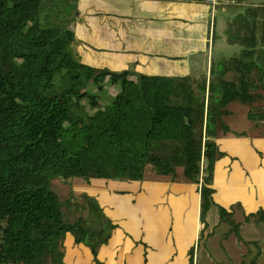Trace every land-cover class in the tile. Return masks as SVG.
Instances as JSON below:
<instances>
[{
	"label": "trees",
	"instance_id": "16d2710c",
	"mask_svg": "<svg viewBox=\"0 0 264 264\" xmlns=\"http://www.w3.org/2000/svg\"><path fill=\"white\" fill-rule=\"evenodd\" d=\"M73 2L0 0V264H62L66 234L101 264L97 252L116 225L94 197L71 190L61 199L52 189L73 178L195 184L199 240L221 222L236 230L240 205L213 200L224 155L215 139L230 132L228 105L263 99L264 0L240 17V51L199 78L83 65L59 17ZM247 119L263 121L264 111L250 109ZM242 216L264 227V209Z\"/></svg>",
	"mask_w": 264,
	"mask_h": 264
},
{
	"label": "crops",
	"instance_id": "0c3cea01",
	"mask_svg": "<svg viewBox=\"0 0 264 264\" xmlns=\"http://www.w3.org/2000/svg\"><path fill=\"white\" fill-rule=\"evenodd\" d=\"M242 1L236 5L245 9L263 3L245 0L243 5ZM217 7L223 14L225 9ZM216 11L211 13L202 1L80 0L74 49L80 62L94 69L199 78L210 70L214 54L222 58L225 45L231 43L238 52L241 48L244 27L239 23L233 37L226 36L228 43L225 36L218 38L219 52L215 53ZM223 122L230 132L215 139L224 155L213 169V200L225 208L239 204L245 214L264 209V136H239L242 131H233L225 118ZM60 185L64 188L65 184ZM70 187L75 195L94 197L116 225L108 243L97 252L101 264H187L202 228L198 185L168 178H73ZM63 247V264H96L91 251L75 244L70 234L65 235Z\"/></svg>",
	"mask_w": 264,
	"mask_h": 264
},
{
	"label": "rangeland",
	"instance_id": "374dc122",
	"mask_svg": "<svg viewBox=\"0 0 264 264\" xmlns=\"http://www.w3.org/2000/svg\"><path fill=\"white\" fill-rule=\"evenodd\" d=\"M71 1L72 3H74L73 0ZM79 1L80 0H76L74 4L75 9H73L71 6H63L67 7V12H69L68 16H65L63 11V13L59 12V17L67 21L66 28L71 33V37L74 41L73 47L77 41L74 31V26L76 25L75 22L81 20L80 15H77L76 12L77 6L79 5ZM238 1L239 0H219L220 4L218 6L223 7L225 9L223 14H221L218 7H216L218 8L217 11L215 8V34L213 39L215 53L219 52L218 40L224 38L225 36L226 43H228L227 37H233V29L237 24H239L238 21H233L237 16L240 17L242 15L241 12L245 9V7L241 5H236L238 4ZM253 1L256 0H250V2ZM51 3L61 8L63 0H51ZM242 4L245 5L247 3L245 0H243ZM224 32L228 33L224 34ZM223 51L224 52L220 53L222 54V58L214 54V56H212L211 58V61L215 63L223 58L233 57V53H237L238 48H233L232 44L230 43L229 46L228 44L225 45ZM208 74L209 71L205 76L208 77ZM128 79L132 82H135V78L133 75L129 76ZM257 108H261L262 111H264V96L261 101L250 106H243L236 103L228 105L227 109H229L230 113L228 117L223 118L228 121V125L231 129H233V131H242L241 133L243 134L250 133L252 135L260 134L264 136V120L250 122L247 119L248 110H256ZM52 187V189L59 194L61 199H64L67 194L72 190V188L69 186L64 185V188L61 187L58 181H54ZM232 218L234 223L237 224L236 230L234 229L233 225L229 226L225 222H221L216 226V228L212 232V235L208 237L205 236L206 234H209V231H211L208 228V230L205 231L206 234L204 233L205 235H203V237L201 238V241L198 237V241L193 246H191V248H193L194 258L197 261V263L193 264H264V227L260 224H255L254 222H252V220H250L249 222H245L242 216V212L240 210H236L234 217ZM210 222L212 224L213 220H210ZM202 259L204 263L202 262ZM188 261L189 253L187 264Z\"/></svg>",
	"mask_w": 264,
	"mask_h": 264
},
{
	"label": "built area",
	"instance_id": "2783aa9c",
	"mask_svg": "<svg viewBox=\"0 0 264 264\" xmlns=\"http://www.w3.org/2000/svg\"><path fill=\"white\" fill-rule=\"evenodd\" d=\"M201 1L210 7L211 13H213L214 9L220 4L219 0H201Z\"/></svg>",
	"mask_w": 264,
	"mask_h": 264
}]
</instances>
